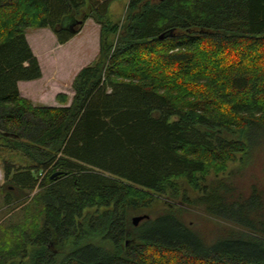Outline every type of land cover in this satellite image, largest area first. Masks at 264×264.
Returning <instances> with one entry per match:
<instances>
[{"label":"trees","instance_id":"obj_1","mask_svg":"<svg viewBox=\"0 0 264 264\" xmlns=\"http://www.w3.org/2000/svg\"><path fill=\"white\" fill-rule=\"evenodd\" d=\"M111 1L0 0V264H264V189L212 179L264 150V0H128L120 23ZM89 19L72 100L34 106L27 31L65 45Z\"/></svg>","mask_w":264,"mask_h":264},{"label":"rangeland","instance_id":"obj_2","mask_svg":"<svg viewBox=\"0 0 264 264\" xmlns=\"http://www.w3.org/2000/svg\"><path fill=\"white\" fill-rule=\"evenodd\" d=\"M127 6L128 0H112L109 7L110 19L114 23H120L124 18ZM71 24L72 19L69 18H66L63 22L64 27H68ZM33 31L34 30L32 29L27 31L29 39L31 38ZM49 32L51 33V31ZM99 35V25L89 19L82 30V35L74 38V40L63 47V49L59 46L60 44L58 45V41L53 33L48 37L44 35L37 37L34 40V46L36 47H34V50L38 51L40 54V59H38L41 61L40 65L42 67V72H44V79L41 82H50L51 84L54 82V85L58 86V88L63 89L64 87V91H71L69 86H72V82L77 75V72L91 64L98 55V49L100 46ZM51 36L53 37L49 38ZM54 52L55 55L52 56ZM33 91L36 90L34 89ZM249 161L250 162L246 166L233 164L226 174L212 179L215 181H233L237 184L239 189L242 190H248L252 185H257L260 189H264V150L255 153ZM3 184H5V172L3 171V163L0 161V210L3 208L5 199L2 188ZM38 191L39 189H36L35 193ZM189 192L191 197L194 198L197 196L194 192ZM161 201L183 207L182 202L174 203L170 202L168 199H162ZM161 208H163L162 203L158 206V209ZM189 211L190 212L186 215L188 223H190L196 230L205 232L206 234L210 232V235L208 236L209 241H215L216 235L212 233L214 231V225L209 224L204 220L206 214L203 208L191 207ZM6 217L5 212L0 211V224L3 223V220Z\"/></svg>","mask_w":264,"mask_h":264},{"label":"crops","instance_id":"obj_3","mask_svg":"<svg viewBox=\"0 0 264 264\" xmlns=\"http://www.w3.org/2000/svg\"><path fill=\"white\" fill-rule=\"evenodd\" d=\"M49 31H51V30H48V29L34 30L32 32V35H31L30 39H29V35L27 33L28 42L30 43L33 52L35 53V55L39 59H40L39 52L34 50V47H35L34 46V40L37 37H41L43 35L47 36V37L50 36L52 31H51V33ZM80 35H82V31L77 36H80ZM52 37L53 36H51L49 38H52ZM99 38H100V35H99ZM73 40H74V38L71 41H69L68 43H66L65 45H59V43L58 42L57 43L61 47V49H63V47H65L67 44H70ZM61 49H59V50H61ZM54 55H55V52H54V54L52 56H54ZM43 79H44V72H43L42 78L39 79V80L28 81V82H20L19 83V89H20L21 95L24 98H27L30 101H32L34 106H44V107H58V106H61L60 102H58L57 99H56L59 94H64L65 93V94H67L69 96L70 101L72 100L74 93H73L71 85L69 86L71 91L68 92V91H64V87H63V89L62 88H58V86L54 85L55 84L54 82H53V84H51L50 82L49 83L48 82H46V83L41 82ZM32 89L33 90L35 89L36 91H33Z\"/></svg>","mask_w":264,"mask_h":264},{"label":"water","instance_id":"obj_4","mask_svg":"<svg viewBox=\"0 0 264 264\" xmlns=\"http://www.w3.org/2000/svg\"><path fill=\"white\" fill-rule=\"evenodd\" d=\"M165 37H167V34H163L162 36H161V39H163V38H165ZM61 175V172H56L55 174H53V176L51 177V178H56V177H58V176H60ZM148 218V216H145V215H139V216H135L134 218H133V223H134V225L135 226H138L143 220H145V219H147Z\"/></svg>","mask_w":264,"mask_h":264}]
</instances>
